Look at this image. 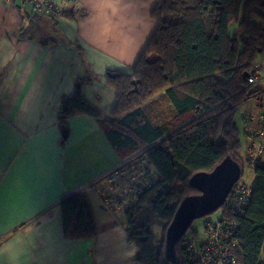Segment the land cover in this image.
Here are the masks:
<instances>
[{
	"label": "crops",
	"instance_id": "crops-1",
	"mask_svg": "<svg viewBox=\"0 0 264 264\" xmlns=\"http://www.w3.org/2000/svg\"><path fill=\"white\" fill-rule=\"evenodd\" d=\"M51 1L67 11L71 7L68 0ZM74 3L80 15L59 20L28 8L30 21L20 0H0V264H138L124 214L134 203L130 197L78 191L89 198L96 235L65 238L61 200L85 185L104 187L100 176L121 160L94 117H70L66 140L57 119L62 99L73 95L87 67L96 79L82 92L94 108L110 115L115 92L105 72L132 71L156 27L155 0ZM259 61L264 62V53ZM258 90L264 92V80ZM263 112L264 106L251 99L243 104V135L245 123L257 126Z\"/></svg>",
	"mask_w": 264,
	"mask_h": 264
},
{
	"label": "trees",
	"instance_id": "trees-1",
	"mask_svg": "<svg viewBox=\"0 0 264 264\" xmlns=\"http://www.w3.org/2000/svg\"><path fill=\"white\" fill-rule=\"evenodd\" d=\"M28 8L22 6L32 21ZM151 17L156 27L132 71L105 72L106 84L115 92L110 115L94 108L82 92L96 79L87 67L73 95L62 99L57 125L66 140L67 120L90 115L118 158L125 160L124 168L136 163L154 168L160 176L124 210L128 243L137 248L138 264H199L187 251L197 236L192 224L174 244L175 263L164 259L166 234L181 201L198 193L190 185L191 177L212 171L228 150L240 160L236 116L241 105L249 99L264 105V92L251 90L246 83V74L264 53V0H155ZM158 95L166 97L174 112L173 121L160 125L150 118L147 107L152 100L156 108ZM254 174L249 203L235 217L236 253L228 250L237 264H264V167L257 166ZM60 209L66 239L95 237L86 194L64 198ZM222 210L226 219L231 217L226 207ZM152 224L160 225V238L150 231Z\"/></svg>",
	"mask_w": 264,
	"mask_h": 264
},
{
	"label": "built area",
	"instance_id": "built-area-1",
	"mask_svg": "<svg viewBox=\"0 0 264 264\" xmlns=\"http://www.w3.org/2000/svg\"><path fill=\"white\" fill-rule=\"evenodd\" d=\"M68 2L71 3V7L67 11L63 7L56 5L51 0H20V3L31 8L33 13L39 15L42 13H46L59 20L63 18L66 12L74 16L80 15V9L74 3V0H68ZM246 79L247 87H250L251 90L259 88L261 82L264 80V63L257 62L251 69V71L248 72ZM251 115L253 114L245 113V116ZM251 119L252 118H250V120ZM257 122L258 125L255 127L252 126L249 122L245 123L244 134V138L247 143L245 154L247 156L248 166L253 170L257 166L264 167V114H261L257 117ZM251 127L254 128L252 131L250 130ZM133 169L134 166H132L131 168H124L123 163L120 162L107 174L100 176L106 178L104 190H107L106 185L108 183H113L114 190L112 193L123 195L126 198L130 197L133 202H135L139 199L140 195L145 191V189L151 187L153 184L159 181L160 176H158L156 173L148 176L143 181H139L138 179H135L131 176H129L128 179L119 180L122 177L129 175ZM254 185L255 181L250 184L238 181L232 186L223 204V206L226 207L230 214L231 212L232 214L230 218H227L228 221L221 227L222 235L226 236V238L223 237L220 240L219 244L222 247L220 248V246H216V244L214 243L215 238L208 235L206 239H201V241H198L196 245H192L191 249H188L190 251V256H193L191 261L194 262V258L196 256H199L201 247H206L210 248L214 252V254L212 253L210 258L207 255L202 254V256H200L199 258L200 263L237 264L235 257L228 252V250H231L236 253L235 249L237 248L236 242L238 236V221L235 217L240 216L243 213H240L242 208H245L248 205ZM90 187H92V185H85L83 187H80L79 190H88ZM217 212H223L222 207ZM215 214L207 216L206 218H210ZM208 243L210 244L209 247ZM221 252L225 253L224 256H218V253Z\"/></svg>",
	"mask_w": 264,
	"mask_h": 264
},
{
	"label": "water",
	"instance_id": "water-1",
	"mask_svg": "<svg viewBox=\"0 0 264 264\" xmlns=\"http://www.w3.org/2000/svg\"><path fill=\"white\" fill-rule=\"evenodd\" d=\"M241 175V164L233 156L227 155L212 171L196 173L191 177L190 185L198 193L185 197L174 214L166 234V262H176L175 242L195 220L207 217L223 206L232 186L239 181Z\"/></svg>",
	"mask_w": 264,
	"mask_h": 264
},
{
	"label": "rangeland",
	"instance_id": "rangeland-1",
	"mask_svg": "<svg viewBox=\"0 0 264 264\" xmlns=\"http://www.w3.org/2000/svg\"><path fill=\"white\" fill-rule=\"evenodd\" d=\"M230 28L231 29H235L236 27H235V25H231ZM259 62H261V61L258 60V63ZM262 63H264V62L262 61ZM162 96L163 95L158 96V98L155 100V101H157L156 102V108L151 106L152 105V103H151L152 100H150L147 103V107H149V110H151V112H150V118L155 123H161V122H163L165 120H167V121H171V120L173 121L174 120V117H173L174 116V112H172V109H170V103L166 99L165 96H164V98ZM165 101H167L169 107H167ZM150 107L152 109H150ZM241 109H243V105H241L240 110ZM238 114L239 113H237V116H236V123H237V127L241 130L240 136H241V144H242V146H241V148L238 151L239 154H240V160L241 161L238 160V159H237L238 160L237 161L235 159L236 157L234 156V154L232 153L231 150H228V155L234 156V159L236 160V162L239 163V164H242L243 174L241 175V177L239 179V182H244V183L250 184V183H252L255 180V174H254V170L248 166L247 159L245 158V150H246L247 143H246V140H245L244 135H243V128H242L241 122H240V114L239 115ZM253 129L254 128H252V127L250 128L251 131ZM222 140L223 139L220 137L219 138V142L221 143ZM242 141H243V143H242ZM225 143L227 145L229 144L227 141ZM135 155L136 154H133L130 157L131 158H134ZM121 162L123 163V162H125V160H121ZM132 166H134V169L130 172V174L127 175V176L122 177L119 180H125V179H128L129 176H131V177H134L135 179H138L139 181H143L145 178H147L148 176H150L153 173H155L154 168H152V167H143L140 164H136V163L135 164H131V165L127 166V167L128 168H131ZM112 173H111V175H112ZM105 180H106V178H105ZM106 187H107V190H106L107 192H113V190H114V184L113 183H108L106 185ZM79 189L77 190V192L78 191L79 192L84 191V190H79ZM93 189L94 190L100 189L101 192H104V195L107 196V193L104 191V187H103L102 184L101 185H92V187H90L86 191L87 192H91V191H93ZM92 194L93 193H91L90 195H92ZM113 194H114L115 199H117V196H116L117 194H115V193H113ZM124 214H125V211H124ZM213 214H215V215L212 216V217H210V218L203 217V218H200V219L195 220L192 223V227L195 229L197 236L195 237L194 241L190 242L187 245V249H191L192 245H194V244L196 245V243L198 241L200 242L201 239H206L208 235H210V236H212V237L215 238V242L214 243L216 244V246H220L219 243H220V240L223 237L226 238V236L222 235V229H221V227H222V225H224L228 221L226 219V216L227 215H224V211L221 212V213L220 212H214ZM213 214H211V215H213ZM231 214H232V212H231ZM211 215H209V216H211ZM125 216H126V214H125ZM150 231L157 238H160V236H161V228H160V225L159 224H152ZM209 245L210 244L208 243V247H209ZM221 247L222 246H220V248ZM212 253L214 254V252L210 248L201 247L200 248V252H199V256H196L194 258V262H198L199 264H202L199 261L200 256H202V254H205V255H207L210 258ZM224 254L225 253L221 252V253H218V256H224ZM192 258H193V256H190L189 257V259H192Z\"/></svg>",
	"mask_w": 264,
	"mask_h": 264
},
{
	"label": "snow or ice",
	"instance_id": "snow-or-ice-1",
	"mask_svg": "<svg viewBox=\"0 0 264 264\" xmlns=\"http://www.w3.org/2000/svg\"><path fill=\"white\" fill-rule=\"evenodd\" d=\"M4 191L0 188V214L3 212Z\"/></svg>",
	"mask_w": 264,
	"mask_h": 264
},
{
	"label": "bare ground",
	"instance_id": "bare-ground-1",
	"mask_svg": "<svg viewBox=\"0 0 264 264\" xmlns=\"http://www.w3.org/2000/svg\"><path fill=\"white\" fill-rule=\"evenodd\" d=\"M188 253H190V251L187 249Z\"/></svg>",
	"mask_w": 264,
	"mask_h": 264
}]
</instances>
